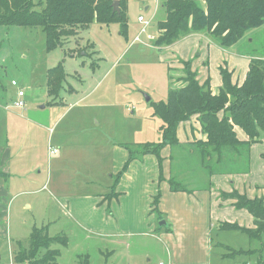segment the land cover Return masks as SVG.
<instances>
[{
    "label": "rangeland",
    "instance_id": "1",
    "mask_svg": "<svg viewBox=\"0 0 264 264\" xmlns=\"http://www.w3.org/2000/svg\"><path fill=\"white\" fill-rule=\"evenodd\" d=\"M165 1L128 0V31L122 34L116 23L93 22L52 52L46 51L42 29L0 26V170L5 175L0 176V264H14L19 244L28 245L35 227H48L51 236L69 239L68 246L57 247L61 251L59 264H76L77 256L85 254L90 255L91 264H171L172 257L189 256L186 243L175 247L169 239L151 236L156 233L150 231L151 226L164 220L147 222V228L145 223L119 222L125 236L109 240L90 236L72 216L64 214L71 199L110 193L113 179L122 171L115 170L111 179L115 146L123 144L142 158L154 157L159 183L168 180L164 189L175 188L180 179L191 190L193 177L202 189L212 177H228L231 184L234 178L246 175L248 166L208 177L200 162L204 142L160 147L164 120L153 103L168 99L173 84L170 76L179 79L185 75L183 60L172 64L168 53L151 42L155 37L151 31L165 19ZM140 17L149 25L141 24ZM262 30L251 31L230 49L243 44L239 51L251 58L264 55ZM87 46L88 55L82 51ZM63 61L67 73L66 91L62 93L65 104L60 97L52 104L56 97H48L47 71ZM192 68L196 71L194 65ZM12 81L27 91L26 109L13 107L17 88ZM201 135L200 141H205L206 135ZM254 145L264 154V133ZM54 148L56 154L51 153ZM164 166L174 168L169 179ZM181 170L196 173L176 174ZM260 173L264 176V170ZM151 177L146 176V186ZM159 200L149 197L147 218H160ZM134 230L145 233L131 236ZM263 235L259 234V240H264Z\"/></svg>",
    "mask_w": 264,
    "mask_h": 264
},
{
    "label": "trees",
    "instance_id": "2",
    "mask_svg": "<svg viewBox=\"0 0 264 264\" xmlns=\"http://www.w3.org/2000/svg\"><path fill=\"white\" fill-rule=\"evenodd\" d=\"M115 2H119V12L114 11ZM127 9L128 0H0V26L42 29L46 51L52 52L93 22L119 24L123 34V30L129 29ZM163 9L165 19L157 23L159 36L155 41V45L161 48L170 47L190 34H204L226 50L241 42L251 31L260 29L259 32H263L264 0H166ZM82 51L86 55L90 53L88 46ZM183 64V77L174 79L170 76L174 85L171 84L168 99L160 104L153 103L156 113L161 114L164 120L160 147H179L177 131L180 124L198 117L207 139L194 143L198 146L204 142L200 162L207 176L237 172L238 168L245 166L248 167L244 174L249 173L251 148L260 142L264 133V55L253 56L242 85L234 83L229 69L221 67L222 86L218 91L212 90L210 78L200 83L198 73L192 70V60ZM66 80L64 61L47 71L48 97L52 100L56 97L50 103L58 101L59 97L62 101ZM73 90L71 87L70 91ZM236 127L245 132L248 140L238 139ZM129 150L132 156H141L134 154L131 148ZM130 162L124 165L120 176ZM3 173L0 170V176L4 177ZM189 173L194 174L195 171L189 170ZM171 174H174V168H171ZM179 181L180 184L171 191H191L184 186V181ZM221 198L234 200L236 209L247 210L255 217L258 231H243L252 237L264 231V197L250 199L234 190L221 193ZM223 228L241 229L237 224H226ZM68 245L67 236H51L48 227H35L28 245L19 244L14 264H59L61 251L57 247ZM76 264H91L90 255H78Z\"/></svg>",
    "mask_w": 264,
    "mask_h": 264
},
{
    "label": "crops",
    "instance_id": "3",
    "mask_svg": "<svg viewBox=\"0 0 264 264\" xmlns=\"http://www.w3.org/2000/svg\"><path fill=\"white\" fill-rule=\"evenodd\" d=\"M143 22L146 26L149 25V22L146 24L145 19ZM158 31V28L151 31V35L155 36L151 42L155 43L159 36ZM241 46L244 45L225 50L211 42L204 34H190L183 40L161 50L168 53L170 62L174 65L181 64V60L184 62L192 60L200 83L203 84L210 78L212 90L218 91L222 86L221 67L229 69L233 74L234 83L242 85L245 82L252 58L239 51L238 48ZM193 54H195L194 58ZM21 88L24 89L22 86ZM64 97L62 95L61 104H65ZM25 100L28 102L27 91ZM235 129L239 140H248L243 130ZM201 133L198 117H192L189 121L180 124L177 136L180 142H197L203 138ZM126 148L122 144L112 149L111 179L115 170L123 169L127 161L131 159L133 162H130L118 179H113L110 193L84 195L71 199L65 207L66 210L63 209L64 214L72 216L84 232L90 236L94 234L109 240L120 239L125 234L118 225L119 222L137 225L145 223L147 228V222L156 221V219L158 222L164 220L157 226L155 224L151 226L150 231L153 229V233L156 232L151 236H156L161 241L169 239L175 247L186 243V249L189 251L186 259L184 255L180 258L177 256L175 259L172 257L171 264H252V262L264 264V240H259L257 233L252 237L248 232L243 231V229L258 231L255 217L247 210L236 209L234 200L221 198V193H232L234 190L250 199L264 197V176L260 173L264 170V154L258 145L251 148V168L244 178H234L229 184L228 177H212L210 183L204 184L202 189L198 184L199 180L192 178L189 184L192 186L190 192H173L169 187L164 189L168 180L159 183L160 171L156 159L146 155L143 158L132 156L129 148L128 150ZM163 169L169 179L171 168L164 166ZM182 173L190 174L189 170L176 172V174ZM147 175L152 177L149 181L151 183L146 186L144 180ZM152 187L153 190L150 189ZM156 190L159 191L157 195H155ZM150 196L160 198L158 204L160 218L146 217L147 200ZM123 223L122 226H124ZM226 224H237L241 229H224L223 225ZM94 228L96 230H92ZM141 233L145 232L135 231L130 234L139 237ZM187 239L189 240L185 241ZM253 256L256 258L252 259Z\"/></svg>",
    "mask_w": 264,
    "mask_h": 264
},
{
    "label": "built area",
    "instance_id": "4",
    "mask_svg": "<svg viewBox=\"0 0 264 264\" xmlns=\"http://www.w3.org/2000/svg\"><path fill=\"white\" fill-rule=\"evenodd\" d=\"M139 21L144 24V22H143L144 19L142 17L140 18ZM146 24H147V22H146ZM11 84H12V86L17 88V97H16V100L14 101L13 107H15L17 109H25L26 108V100H25L26 92H25V90L21 89L16 81H12ZM52 153L56 154L57 150L53 149Z\"/></svg>",
    "mask_w": 264,
    "mask_h": 264
},
{
    "label": "water",
    "instance_id": "5",
    "mask_svg": "<svg viewBox=\"0 0 264 264\" xmlns=\"http://www.w3.org/2000/svg\"><path fill=\"white\" fill-rule=\"evenodd\" d=\"M114 11L116 12H119V2H115L114 3ZM150 101V98L148 99Z\"/></svg>",
    "mask_w": 264,
    "mask_h": 264
}]
</instances>
